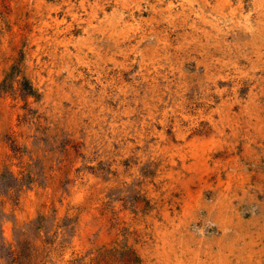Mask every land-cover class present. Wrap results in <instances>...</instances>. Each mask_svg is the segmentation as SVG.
Returning a JSON list of instances; mask_svg holds the SVG:
<instances>
[{
	"label": "rangeland",
	"instance_id": "rangeland-1",
	"mask_svg": "<svg viewBox=\"0 0 264 264\" xmlns=\"http://www.w3.org/2000/svg\"><path fill=\"white\" fill-rule=\"evenodd\" d=\"M29 1L30 0H11V1L0 0V28L4 30V37H5L4 40L0 39V89H1L0 97L2 98L1 102L4 104V106L8 107L9 109L8 110L9 112L6 113L7 115L3 114L2 116H0L3 117L1 128H3L5 132H7L11 128L13 122H15L17 126H20L22 127V129H24L23 131L24 134L27 133L26 134L27 139L26 140L24 139L23 141L15 138L13 139L11 137H5L2 140L0 139L1 142L0 155H2V158H0V184H1L0 185V202H1L0 203V212H1L0 213V255H1L0 264H2L4 261H5L4 263H6V260H7L6 264H36V263L37 264H48V263L73 264L70 263V259L72 258L78 259L79 257L83 256L85 252H87L88 250L103 251L105 250L104 248H108L109 246H112V257L114 258V260L116 259L120 260V264L121 263L122 264H129V263L130 264H134V263L135 264H177L176 262L177 260L175 261V258L173 260L171 259L165 261L164 254H162L163 253L162 251H164L163 250L164 247L161 244V240H159L158 238L159 234L157 235L156 229H154V225H155L154 223L144 220L143 221L144 228L147 227L145 229L146 233H145V237H140V235L143 233H141L138 236L137 232H140V230L137 228V226L135 227L136 224H133L131 222H126V220L121 219V212L131 208L129 203L133 202L131 204V206H133L135 205L136 201H139V198L136 197L137 193L135 195L132 194V189L133 187H135L136 181L138 179L137 176H139L141 172H143L144 174L147 173L146 171H144V168H142V165H144L145 162L144 160L135 162L136 169H132L133 162L131 161V159L130 160L127 159L124 162L122 161V165L123 166L125 165V169H122L121 171L117 168V166L116 167L112 166L113 164H118L120 160H123L126 157V153L129 155L135 153L134 150H132L134 153L130 151L127 152L123 151L124 149L129 148V145L127 146V148H125L126 144L128 143L121 144V146L120 143L118 142L113 144L112 161L108 159V155L106 156L105 154H101V153H99L100 155L98 154V156H88V155L82 156L80 152L78 155L80 161L82 159L80 164L83 165L81 167H78L77 172L81 173L82 169H84L85 167L93 172L96 171V168H100V167L103 168L104 170H106V173L103 175L105 178V182L103 184L105 185L102 186L101 192L107 196L109 201L111 200L109 205H112V203L115 202H123L122 209L120 208L119 210L117 209L113 210L114 211L113 216L114 218H116V220L121 221L118 223L120 225L123 224L124 228H119L118 231L112 232V240L104 241L100 238L101 236L99 235L97 237L95 235L94 238H91L88 241L83 240V242L85 243H82L81 238L75 239V237L78 236L77 235L78 220H76L74 224L70 216L73 207H75L76 205H80V203L83 202V198L79 197L77 193L80 191L79 190L80 187L83 188L82 186L83 183L81 186L76 182L72 184H70V181L64 183L63 187L66 189L68 195H67V204H65L66 208L63 211H60L58 206L55 204L50 205L48 201L47 193L42 192L41 194L40 190H37V193L40 192L39 194L40 196L38 197V199H33V202L31 204L27 203L28 191L32 190V188L35 189L36 186L35 183H39L38 186H42L43 189H46L48 186L47 182H48L49 174L57 170L55 162H57L56 160L58 157L57 143L60 137V133L56 131L55 129L56 127H54L52 119L48 117L47 114L40 109L39 105L40 102L43 100L44 92L41 91V86L39 85L41 76H38L35 73L37 72V67H40L41 65L44 66L45 63H49L52 66L54 64L53 61L55 62L54 68L56 67V69H58L59 67L57 61L61 60L58 57L61 55V50L64 49L66 42H68V44H70V42L72 41L79 42V39L83 36L82 24L83 23L88 24V21L90 22L91 19L93 20V24L89 23V26L93 31L97 27L99 28L101 26L108 27V29L111 30V28L114 27L112 24H115L116 28L118 27L117 29H120L119 25L122 24L124 25L125 23L127 24L124 26L125 28L132 26L136 27V25L148 26L150 20L156 19L154 17L156 15L157 18L159 17L158 18L159 34L158 36H155L154 38L151 39L150 48L156 52L154 56L156 55L155 57L159 59L157 60L158 62L154 61L145 64L144 57L146 58L147 54H145V56L142 54L143 57L140 56L138 57L139 59L135 58V53L133 52L128 56H123V55L113 56L111 54H105L102 60L99 59L100 64L105 66L106 69L104 70L105 71L103 73L104 76L101 78L102 79L101 80L97 78L98 72H95L96 74L93 75L90 72L89 67L85 65V63L83 64L79 61V59L78 60L76 59L77 58L76 47L71 45L70 47H72L73 51H75L74 54H72V58L74 60L72 66L74 67V72L76 71L75 75L78 79H80L81 82L84 80L90 82L87 83L86 86L88 88H92V86H94L97 94L102 95L104 93L103 95H110V96L112 95V98L110 99L113 102L112 104L114 103L117 104L116 102H118V100L121 97H124L125 94L132 93L134 92L133 90H135V88L137 89L141 86H144L145 83L147 84L146 82L147 79L148 81L157 79L159 81L158 84L161 92H163L166 89H170L172 91L185 89L187 91L190 100L197 102L195 107H187L183 102L184 99L181 98L182 99L181 100L177 98L174 101H170L169 104H165L166 107L164 106L161 108L162 112L159 111L153 117L150 116L148 117L146 116V112L145 113L142 112V114L139 115L141 117V119H139V124L141 123V121L143 122V120H146L147 122L154 121L155 124L158 126L159 131H163L165 129V124H167L169 128V134L174 133V135H175L174 130L179 125L184 128L194 127V129H196L199 126L205 125V123H208V121L210 120V118H208L207 115L210 114L211 108L210 109L205 108L204 103L208 102V100L214 95L213 94L214 92H216L217 90L219 91V89L233 92L235 89H237L238 91L242 90V93L245 94L250 88L253 87V85L258 80H264V65H263L264 46L261 49V53L255 52L256 50L255 44L257 42H259L258 44H264V35H263L264 34V7H263L264 1L263 0H259V1L257 0H247V1L218 0L217 1L216 0L218 2L217 3L215 0H211L208 5H202L201 0H189L191 8L188 7V11L191 14L190 16H186L187 13L186 11L179 10V8L174 9L175 7H180V2L184 0H170V1L155 0V2L158 3L159 8L164 9L165 14H159V12L157 13L153 12L150 6L146 8L147 7L146 0H118V1L116 0H104V1L103 0H31V3H28ZM261 1H263V3H259ZM214 2H216V5ZM139 4L141 6L140 7L141 9H138ZM86 16L87 18L89 19L91 18V19L90 20L86 19ZM30 19H32L33 21L31 27H29L30 22H28V20ZM194 20H196L201 33H198V31H196L195 33L198 34L192 35L191 30L193 29L192 26H194ZM204 28L208 31V33L207 31L202 32ZM194 29H198V28L195 27ZM136 30L137 31L134 34V36L138 35V32L141 30V28L140 29L137 28ZM231 30L232 32L230 33ZM99 32L100 31L98 30H96V32H93L94 34L93 36L95 40L97 37L102 38ZM168 32H171L172 34L171 37L167 36ZM107 34L109 36L111 35L110 40L112 43V32H109ZM214 34L219 35L218 38L226 45L231 44L232 48L229 46L228 47L224 46L222 44H221L222 47L218 46L219 48L217 49V51L213 48L214 49L213 55H216L217 57L219 56V58L222 59L221 60L222 62L218 61L216 65H214L211 69L206 70V68L203 65L199 66L197 64L195 58L203 59L204 57L202 55V52H206L205 50H209L211 49L212 46H215L212 41L214 39L213 37H215ZM117 36L120 35L118 34ZM233 39L234 41L236 40L238 41V42L236 41V44L240 45V47L238 48L234 47L235 42L233 41ZM63 40L65 42H63ZM251 40L252 42H249ZM97 42L99 43L100 41ZM204 46L205 48H203ZM223 49L225 50L224 54L220 52ZM228 49L232 53L240 54L241 52V54L240 56H233L230 53H228L229 52ZM245 52L252 54L251 58L254 59V61L251 62L245 59L242 55ZM256 53L260 55L263 53V55L259 57ZM83 54L80 53V55ZM53 55L56 57L55 59H53L54 57ZM230 57L232 59L240 58L239 64L237 66L231 64L230 61L232 59ZM64 70H65V75H68V71L66 69ZM179 70L184 74L181 77H179ZM216 70L218 71L219 74L217 73ZM47 72L44 70L41 74L44 73L43 75L47 77L48 76ZM146 74L147 75L151 74V75L146 77L145 76ZM102 82L105 83L103 84ZM1 83H5V84H1ZM176 87H179V89ZM245 88L246 90H244ZM142 92L144 93V91ZM206 94L208 95L206 96ZM220 101L221 100L219 99L218 102ZM14 112L16 113L15 114L16 118L14 117ZM188 113H190L192 117ZM216 117L219 125H221L220 122L223 121L222 118L223 116L220 117L216 114ZM240 120H243V118ZM240 122L242 123V121ZM229 124L231 123L225 122L224 126H226L227 128L224 137L215 132L209 134L206 133L208 134L207 138L208 139L219 138L220 144L217 145L218 147L222 145V143L225 144L226 147L228 145H234L238 149L237 153L241 154L245 150L244 144L247 141L244 140V138L246 137L244 130L248 128L250 129V126L242 128L239 131L241 126L238 125V127H235V129H233L234 126H229ZM74 126L75 124L73 122L66 123V127L63 129L64 135H62V137H64L63 149L65 148V150L68 151V147L72 146L74 147V151L76 154V152L78 153V151H81L80 149L83 145L80 144L79 141L74 142L71 139L72 136L74 135L73 134L75 129ZM236 129L237 131H239V133L234 135L233 131ZM32 130L35 131L32 132ZM248 133L251 137L250 139H248L249 142L247 144L249 145L251 144V147L253 148V152H252L254 154L253 156L262 155L260 157L263 158L264 148L261 145L259 146V144L257 143L250 142V140L256 139L257 132L255 131V129H253V127H251ZM115 135L116 137H118L117 133ZM112 136H113V130H112ZM179 148H183V145L181 143L179 144ZM70 165L71 163L67 164L66 167L63 169L66 178H68L70 174V168H71ZM225 187H227L226 184L223 185V188ZM195 188L197 189V187ZM184 192L185 190L180 188L179 186H176V189L175 187L173 189V187L167 186L160 190L161 200L159 201L161 204H160V209H158V223H160L159 226L160 228L162 227V229H164L165 224L167 223H168L167 225H169V223H171V221L173 220V217H177L178 220L179 217L183 216L184 218L186 215H188L186 214L188 213L186 209L187 198L183 199L187 195H184ZM240 193L242 192L241 191L237 192L236 194H234V196L231 199L234 205L236 206H239L240 204V199H239ZM207 194H205L206 196H204L205 200L210 204L213 203V205L211 206L212 208H214V213H215L216 206L221 201L220 198L221 192L219 190H216L214 192H209ZM231 194L233 193L230 192V195ZM177 197H179L180 199ZM174 202L176 203V209L174 210L175 207L174 208L169 207V209L172 211V219L170 220V222H165L166 218L163 215L164 214L163 210L166 206L169 205L172 206ZM199 208L195 211L196 215L197 214L206 215L208 213L207 208H201L200 210ZM184 211L186 212L185 214L183 213ZM134 213L137 212H135L134 210L133 214ZM52 215L53 217H51ZM188 218H192V217L190 216ZM36 219L38 220V222ZM261 222H263V220ZM7 223L10 226V231H8L9 233L7 232L6 229ZM128 224H132L133 230L129 229ZM188 224H189V229L191 231H194V229H196L193 218L191 221H189ZM49 228H51V230ZM5 232H7V234ZM133 233L135 234V237L133 238L136 241L135 244H130L129 242L131 239L129 237ZM56 235L60 238H58ZM199 235L200 234H196V236ZM207 236L208 233L206 235V238L208 239ZM221 244H222L221 242L212 243L210 245L211 246L210 251L206 250L205 252L207 254L212 253V256H216L213 254H218V253L220 255L226 256V254H228V249H224L225 246ZM247 252H249L248 248H247ZM244 254H246V252H244ZM186 255L189 256V254ZM116 256L118 258H116ZM102 259L103 260L100 261L99 264H112L111 258L105 257ZM160 259L162 260V262ZM230 264H239V263L238 260H234Z\"/></svg>",
	"mask_w": 264,
	"mask_h": 264
},
{
	"label": "bare ground",
	"instance_id": "bare-ground-1",
	"mask_svg": "<svg viewBox=\"0 0 264 264\" xmlns=\"http://www.w3.org/2000/svg\"><path fill=\"white\" fill-rule=\"evenodd\" d=\"M116 1H118V0H116ZM210 1L211 0H201V4L202 5H208L210 3ZM257 1H259V0H257ZM263 1H261L259 3H263ZM216 2H214L215 5H216ZM20 3H21V1H20ZM28 3H31V0ZM239 4H241V3H239ZM146 5H147L146 8H148V6H150V8H152V11L155 13L159 12V14H165L164 9L159 8L158 3L155 2V0H146ZM140 7L141 6L139 4L138 9H141ZM188 7L191 8L189 0H184V1L180 2V7H175L174 9L179 8V10L186 11L187 12L186 16H190L191 14L188 11ZM210 7H212V6H210ZM22 8H24V7H22ZM105 9H106V7H105ZM221 11H222V9H221ZM254 11H256V10H254ZM143 14H144V12H143ZM154 17L156 19L150 20V22L148 23V26H144V25L137 26L136 25V27L132 26V27L125 28L124 26L127 24L124 22L125 24L124 25L122 24L123 26L119 25L120 29H117L118 27L116 28V25L112 24L114 27H112L111 30H109L108 27L101 26L99 28L97 27L96 29H94V31L89 26V23L93 24V20L90 18L91 21L90 22L88 21V24H84V23L82 24L83 36L79 39V42H73V41L70 42L69 41L70 44H68V42H66L64 49L61 50V55L58 57L61 59L60 61H57L58 67H59L58 69H56V67L54 68V64H55L54 61H53L54 64L52 66L49 63H45L44 66L41 65L40 67H37V72L35 74L38 76H41V80L39 82V85L41 86V91L44 92L43 100L40 102L39 106H40V109L44 113H46L48 117H50L52 119L54 127H56L55 128L56 131L60 133V137H59V140L57 143V145H58L57 156L58 157L56 159L57 162H55L57 170H55L49 174V176H48L49 178H48V182H47L48 184L46 183L48 186L46 189H43L42 186H38L39 183H35L36 184L35 189L32 188V190L28 191L27 203L31 204L33 202V199H38V197L40 196L39 195L40 192H41V194H42V192H45L48 195L47 197H48L49 204L50 205L55 204L58 206L60 211H63L66 208L65 204H67V195H68L66 192V189L63 187L64 183H67L68 181H70V184L76 182L77 184H80V186L83 183V185H82L83 188L80 187V189H79L80 191L77 192L79 197L83 198V202L80 203V205H76L75 207H73V209L71 211V216H70L71 219L73 220L74 224H75V221L78 220V222H77V235L78 236H76L75 239L81 238L82 243H85V242H83V240L88 241L89 239L94 238L95 235H96V237L99 235V236H101L100 238L104 241L112 240V232L118 231L119 228H124L123 224L120 225L118 223L121 221L116 220V218H114V216H113V213H114L113 210L114 209L119 210L120 208L122 209L123 202H115V203H112V205H109L111 200L109 201L107 196L101 192L102 186L105 185V184H103L105 182V178L103 175L106 173V170H104L103 168H101V167L96 168V171L93 172V171H91L85 167L84 169H82L81 173L77 172L78 167H81L83 165V164H80L82 159L80 161V158L78 155L80 152H81L82 156L83 155L98 156V154L101 153V154H105L106 156L108 155V159L110 161H112L113 144L118 142V143H120V146H121V144L128 143V144H126L125 148H127L128 145H129V148L124 149L123 151L133 152L132 150H134L135 153L133 152L134 154H132V155H129L126 153V157L123 160H120L118 164H113L112 166L113 167L117 166V168L121 171L122 169H125V165L124 166L122 165V161L124 162L127 159H129V160L131 159V161L133 162L132 163V165H133L132 169H136L135 162L140 161V160H144L145 162H144V165H142V168H144V171H146L147 173L144 174L143 172H141L139 174V176H137L138 179L136 181L135 187H133V189H132V194L135 195L137 193L136 197L139 198V201H136L135 205H133V206H131V204L133 202H130L129 205L131 208L121 212V219L126 220V222H131L133 224H136L135 227L137 226V228L140 230V232H137L138 236L141 233H143L140 235V237H145V233H146L145 229L147 228V227L144 228V222L143 221L147 220V221H150L151 223H154L155 224L154 229H156L157 235L159 234L158 238H159V240H161V244L164 247V249H163L164 251H162V250L161 251L163 252L162 254H164L165 261H168L171 259L173 260L175 258V261L177 260L176 261L177 264H190V263H192V264H230L234 260H238L239 264H264V157L261 158L260 156H262V155L253 156L254 155L252 153L253 148L251 147V144L250 145L247 144L249 142L248 139H250V137H251L248 132L251 129V127H253V129H255V131L257 132L256 133L257 136H256L255 140H250V142L257 143V144H259V146L261 145L264 148V80H258L253 85V87L250 88L247 91V93H245V94L242 93V90L238 91L237 89H235L233 92H230L228 90H223V89L222 90L219 89V91L217 90L216 92L213 93L214 95L212 94L213 96L208 100V102L204 103L205 108H209V109L211 108L210 114L207 115L208 118H210V120L208 119L209 120L208 123H205V125L199 126L196 129H194V127L184 128V127L179 125L174 130L175 135H176L175 136L174 133L169 134V128H168L167 124H165V129L163 131H159L158 126L155 124L154 121L147 122L146 120H143V122L141 121V123L139 124V119H141V117L139 115L142 114V112H144V113L146 112V116L153 117L155 114H157L159 111H161V108L164 107L165 104H169L170 101H174L177 98L184 99L183 102H184L185 106L195 107L197 102L190 100V98L187 94V91L185 89L184 90H178V91L177 90L172 91L170 89H166L163 92H161L159 89V84H158L159 81L157 79H154L152 81H148V79H147V81H146L147 84L145 83L144 86H141L137 89L135 88V90H133L134 92L129 93V94H125V96L121 97L119 100L117 99L118 102L115 101L117 104H115V103L112 104L113 102L110 100L112 98V95L111 96L110 95H103L104 93L102 95L97 94L94 86H92V88H88L86 86V84L90 83V82H88L87 80H84L81 82L80 79H78L75 75L76 71L74 72V67L72 66L73 62H74V60L72 58V54H74L75 51H73V48L70 47L71 45L76 47V50H77V55H76L77 58L76 59L77 60L79 59V61L83 64L85 63V65H87L89 67V70L93 75L96 74L95 72H98L97 78H99V79H101L104 76L103 73L105 72L104 70H106L105 66L101 65L99 62V59L102 60L104 58L105 54H111L113 56H119V55L128 56L133 52V53H135V58L142 56V54L144 56H145V54H147V57L146 58L144 57V59H145L144 63L145 64L159 60V59H157V57H155L156 55L154 56V54L156 52L150 48L151 39L154 38L155 36H158V34H159V28H158V25H159L158 18L159 17L157 18L156 15ZM77 19H78V17H77ZM86 19H89V18H87V16H86ZM98 19H100V18H98ZM255 20H257V19H255ZM75 21H77V20H75ZM140 21H141V19H140ZM28 22H30L29 27H31V24L33 23L32 19L28 20ZM195 27H197L198 29H194ZM137 28L138 29L141 28V30L138 32V35L134 36V34L137 31L136 30ZM192 28H193L191 30L192 35L201 33L199 26L197 25L196 20H194V26H192ZM96 30L100 31L99 34L102 36V38L97 37L95 40L94 36H93L94 35L93 32H96ZM196 31H198V33H195ZM206 31L207 30L204 28L202 32H206ZM109 32H112V43L110 40L111 35L109 36L107 34ZM231 32H232V30L230 31V33ZM161 33H163V32H161ZM207 33H208V31H207ZM118 34L120 36H117ZM30 35H31V33H30ZM167 36L171 37L172 36L171 32H168ZM212 37H213V35H212ZM218 37H219V35H215V37H213L214 39L212 41H213L215 46H212L211 49L208 48L209 50H205L206 52H202V55L204 57L203 59H200L199 57H198L199 59H197L194 57L196 59L197 64L199 66L203 65L206 68V70L211 69L214 65H216V63L218 61L222 60L219 58V56L217 57L216 55H213L214 49L217 51V49L219 48L218 46H221V44L224 46H227V47L232 46L231 44L226 45ZM4 38H5L4 37V30H2V28H0V39L4 40ZM97 41H100V42L98 43ZM233 41H234V39H233ZM236 41H234L235 42L234 47L238 48V47H240V45H237ZM63 42H65V41L63 40ZM249 42H252V40ZM258 43L259 42H257L255 44L256 50L255 49L254 50H255V52L261 53V49L263 48L264 44H258ZM197 45H198V43H197ZM164 46H165V44H164ZM79 48H81V49H79ZM160 48H162V47H160ZM203 48H205V46ZM224 51L225 50L223 49L220 52H222L224 54ZM228 51H229L228 53H230L233 56H240V54H241V52H240V54L232 53L229 49H228ZM80 53H82V54L84 53V54L80 55ZM258 53H256V54L259 57L261 55H263V53L261 55ZM170 54H171V52H170ZM242 55L248 61H251V62L254 61V59L251 58L252 54L245 52ZM142 57H141V59H142ZM55 58L56 57L54 56L53 59H55ZM132 60H134V59H132ZM239 62H240V58L232 59L230 61L231 64L236 65V66L239 64ZM21 64H23V63H21ZM259 65H261V64H259ZM252 67H253V65H252ZM158 68H159V66H158ZM64 69H66L68 71V75H65ZM241 69H243V68H241ZM44 70L46 72L48 71L47 77H45L43 75L44 73L41 74ZM244 70H246V69H244ZM183 71H184V69H183ZM144 72H145V70H144ZM217 73H218V71H217ZM150 75L146 74L145 76L147 77ZM183 75L184 74L179 70V77H181ZM12 76H13V74H12ZM137 77H139V76H137ZM208 78H209V76H208ZM213 78H215V77H213ZM174 79H176V78H174ZM185 83H186V81H185ZM1 84H5V83H1ZM205 87H207V86H205ZM176 88L179 89V87H176ZM208 88H210V87H208ZM125 89H127V88H125ZM199 90H200V88H199ZM244 90H246V88ZM142 91H144V93ZM103 92H104V90H103ZM183 92H186V93H183ZM207 95L208 94H206V96ZM219 99L221 100L220 102H218ZM1 100H2V98L0 97V116L9 112L8 107L4 106V104L1 102ZM6 102H9V101H6ZM15 112H14V117L16 114ZM22 112H23V110H22ZM36 113H37V111H36ZM181 113H183V112H181ZM188 114H190V113H188ZM216 114L220 117L223 116L222 117L223 121L220 122L221 125H219V123H218ZM31 115H32V113H31ZM191 117H192V115H191ZM12 118H13V116H12ZM145 118H147V117H145ZM199 118H202V117H199ZM242 118H243V120H240ZM2 119H3V117H0V139L1 140L4 139L5 137H11L13 139L15 138V139H19L22 141L24 139L25 140L27 139L26 138L27 133L24 134V132H23L24 129H22V127H20V126H17V124H15V122H13L12 126L10 125L11 128L7 132H5L4 129L1 128ZM34 119H35V117H34ZM240 121H242V123ZM72 122L75 124V126H74L75 129L73 132L74 135L72 136L71 139L74 142L79 141V143L83 145L80 149L81 151H78V153L76 152V154L74 151V147H72V146L68 147V151L65 150V148L63 149V141H64V137H62V135H64L63 129L66 127V123H72ZM225 122L226 123L230 122L231 124H229V126H234L233 129H235V127H238V125L241 126L239 131L242 128L250 126V129L248 128V129L244 130L245 136H246L244 138V140H247V141L244 144L245 150L243 153H241V152H240L241 154L237 153L238 149L234 145H228L226 147L225 144L222 143V145H220L218 147L217 145L220 144L219 138H212V139L207 138V135L209 133H215V132L224 137V135L226 134V128H227L226 126H224ZM197 123H198V121H197ZM21 124H23V123H21ZM192 124H193V122H192ZM112 130H113V136H112ZM33 131H35V130H32V132ZM239 131H237V129H236L233 131V134L236 135L239 133ZM116 133H117L118 137H116V135H115ZM206 133H208V134H206ZM130 138H131V140H130ZM220 141H221V139H220ZM35 142H33V143H35ZM180 143L183 145V148H179ZM123 147H124V145H123ZM23 150H24V148H23ZM120 152H119V154H120ZM263 155H264V150H263ZM0 158H2V155H0ZM136 158H139V159H136ZM11 163H13V162H11ZM42 163H44V162H42ZM70 163H71L70 174H69V177L66 178L63 169L66 167L67 164H70ZM17 166H18V164H17ZM34 166H36V165H34ZM97 167H99V166H97ZM3 174H4V172H3ZM123 174H124V172H123ZM11 179H13V178H11ZM224 184H226L227 187L223 188ZM167 186L173 187V189H174V187L176 189V186H179L180 188L185 190L184 195H187V196L183 199L187 198V204L186 203L185 204H186V209H187L188 213H186L185 211L183 213L184 214L186 213L188 215H186L184 218H183V216L179 217L178 220H177V217H173V220L171 221V223H169V225H167L168 223L165 224V228L162 229V227L161 228L159 227L160 223H158V209H160V204H161L159 201V200H161L160 190L164 187H167ZM195 187H197V189ZM37 190H40V192L37 193ZM216 190H219L221 192V195L218 194V195H220L221 201L216 206V212L214 213V208H212V206H211V205H213V203L212 204L208 203L205 200L204 196H206L205 194H207L209 192H214ZM239 191L242 192V193H240V197H239L240 204H239V206H236V205H234V203L231 199L234 196V194H236ZM230 192H232L233 194L230 195ZM106 194H107V192H106ZM123 194H124V192H123ZM170 194H172V193H170ZM14 198H15V196H14ZM177 198H179V197H177ZM184 201H186V200H184ZM125 202H127V201H125ZM169 207L170 208L175 207L174 208V210H175L176 209V203L174 202V204L172 206L169 205V206H166L164 208V210H163L164 214L163 215L166 218L165 222H170V220L172 219V211L169 209ZM198 208H199V210L201 208H207L208 213L206 215L205 214H201V215L197 214L196 215L195 211ZM134 210L137 213L133 214ZM47 215H48V213H47ZM64 216H67V215H64ZM190 216L193 218V220L195 222L194 225H195L196 229H194V231H191L189 229L188 223H189V221L192 220V218H188ZM51 217H53V215ZM262 220H263V222H261ZM37 222H38V220H37ZM122 222H123V220H122ZM6 225H7L6 229L8 232V231H10V226L8 225V223ZM36 227H38V226H36ZM128 227L130 230H133L132 224H128ZM40 229H41V227H40ZM49 229L51 230V228H49ZM68 231H70V230H68ZM7 232H5V233L7 234ZM193 232H195L196 234H200V235L196 236V234ZM207 233H208V236H207L208 239L206 238ZM133 237H135L134 233L129 237L131 239L129 242L130 244H135L136 240H134ZM27 238H29V237H27ZM58 238H60V237H58ZM132 238H133V240H132ZM63 239H62V241H63ZM205 239H207V240H205ZM55 241H57V240H55ZM191 242H193V243H191ZM220 242L222 243L221 245L225 246L224 249H228V254H226V256L220 255L219 253L213 254L216 256H212V253L207 254L205 252L206 250L210 251V247H211L210 245L212 243H220ZM67 243H69V242H67ZM87 244H88V242H87ZM194 244H195V246H194ZM63 246H65V245H63ZM141 246H143V245H141ZM81 248H83V247H81ZM247 248L249 249V252H247ZM67 249H69V248H67ZM104 249L105 250H103V251H101V250H99V251L98 250H94V251L88 250L87 252H85V254L83 256L79 257L78 259H76V258L70 259V263H73V264H99L100 261L103 260L102 258L107 257V258L112 259V264H120V260H117V259L114 260V258L112 257V246H109L108 248H104ZM243 251L246 252V254H244ZM50 252H52V251H50ZM186 254H189V256ZM141 255H142V252H141ZM152 255H154V254H152ZM116 258H118V257L116 256ZM157 260H158V258H157ZM4 262L2 264H6L7 260H6V263H4ZM161 262H162V260H161Z\"/></svg>",
	"mask_w": 264,
	"mask_h": 264
}]
</instances>
